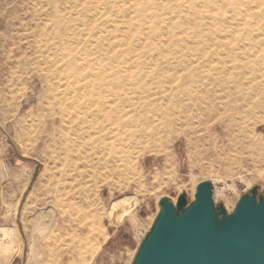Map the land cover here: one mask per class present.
Masks as SVG:
<instances>
[{
  "label": "rangeland",
  "instance_id": "rangeland-1",
  "mask_svg": "<svg viewBox=\"0 0 264 264\" xmlns=\"http://www.w3.org/2000/svg\"><path fill=\"white\" fill-rule=\"evenodd\" d=\"M126 101L153 136L98 164ZM0 133V264H133L162 198L264 191V0H0Z\"/></svg>",
  "mask_w": 264,
  "mask_h": 264
},
{
  "label": "water",
  "instance_id": "water-1",
  "mask_svg": "<svg viewBox=\"0 0 264 264\" xmlns=\"http://www.w3.org/2000/svg\"><path fill=\"white\" fill-rule=\"evenodd\" d=\"M161 205L133 264H264V191L257 186L232 213L215 204L208 181L191 202L183 194Z\"/></svg>",
  "mask_w": 264,
  "mask_h": 264
},
{
  "label": "bare ground",
  "instance_id": "bare-ground-1",
  "mask_svg": "<svg viewBox=\"0 0 264 264\" xmlns=\"http://www.w3.org/2000/svg\"><path fill=\"white\" fill-rule=\"evenodd\" d=\"M127 79H128V77H127ZM116 104H114V105L103 104L104 105L103 110H104L105 114L108 116V111L111 112L110 116L112 118L114 128H112V129L102 128L101 131L99 130L102 133V134L99 133L100 134L99 139L101 137L100 147H101L103 153H102V157H100L98 159V164H101L103 162L106 163L105 161H103V159L108 160L107 158H111V159H115V160L117 159V161H118V158H120V161L126 160L127 164L130 163L129 158H128L130 148L134 144L136 145L138 143H141L142 141L148 142V139H150L153 136L152 135V129L149 128L148 124L139 125V124L134 123L132 121L131 113H133V112H130V109H127V108L133 109L130 102H128V101L124 102V105H120L119 108L116 106ZM172 121L182 123L183 119H181V115H177V116H175V118L172 119ZM172 132H176V131L171 130L170 133H172ZM138 133H141L140 137L137 136ZM181 133L182 134L184 133L185 136L189 135V134H187L188 132L185 130H183ZM108 166L109 165H103L102 167L107 168ZM123 216H124L123 214L116 213V215H114L112 219L115 223L119 224L121 222ZM0 232L2 235L8 237V236H10L11 229L1 228ZM29 255H31L33 257V254H29ZM32 259H34V258H32Z\"/></svg>",
  "mask_w": 264,
  "mask_h": 264
},
{
  "label": "crops",
  "instance_id": "crops-1",
  "mask_svg": "<svg viewBox=\"0 0 264 264\" xmlns=\"http://www.w3.org/2000/svg\"><path fill=\"white\" fill-rule=\"evenodd\" d=\"M17 168L9 145L0 133V218L16 205L17 188L20 185V172Z\"/></svg>",
  "mask_w": 264,
  "mask_h": 264
}]
</instances>
